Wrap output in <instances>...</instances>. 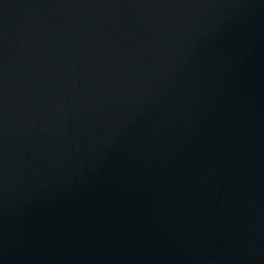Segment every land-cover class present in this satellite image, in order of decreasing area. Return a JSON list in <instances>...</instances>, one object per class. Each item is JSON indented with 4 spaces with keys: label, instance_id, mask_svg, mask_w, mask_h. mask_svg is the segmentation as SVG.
I'll use <instances>...</instances> for the list:
<instances>
[{
    "label": "water",
    "instance_id": "water-1",
    "mask_svg": "<svg viewBox=\"0 0 264 264\" xmlns=\"http://www.w3.org/2000/svg\"><path fill=\"white\" fill-rule=\"evenodd\" d=\"M0 264H264V0H0Z\"/></svg>",
    "mask_w": 264,
    "mask_h": 264
}]
</instances>
